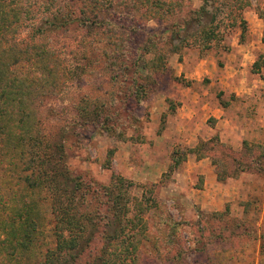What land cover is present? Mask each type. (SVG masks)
Segmentation results:
<instances>
[{
    "label": "rangeland",
    "instance_id": "rangeland-1",
    "mask_svg": "<svg viewBox=\"0 0 264 264\" xmlns=\"http://www.w3.org/2000/svg\"><path fill=\"white\" fill-rule=\"evenodd\" d=\"M134 1L6 0L20 13L16 40L45 47L66 73L54 94L39 96L33 120L47 141L62 145L69 179L91 189L79 194L78 209L111 220L107 228L90 224L87 239L60 254L53 209L62 196L65 205L70 200L44 188L32 260L121 261V244L145 222L139 264H264V69L254 68L264 54V0H145L123 15ZM196 11L203 24L180 32ZM125 31L132 40L120 45ZM203 31L214 35L210 49ZM86 106L89 123L80 112ZM18 124L11 129L20 134ZM11 153L0 147L4 218L7 204L28 191L16 185L26 165ZM113 193L126 219H144L136 231L110 215L119 199Z\"/></svg>",
    "mask_w": 264,
    "mask_h": 264
},
{
    "label": "trees",
    "instance_id": "trees-1",
    "mask_svg": "<svg viewBox=\"0 0 264 264\" xmlns=\"http://www.w3.org/2000/svg\"><path fill=\"white\" fill-rule=\"evenodd\" d=\"M146 2L145 0H135L133 3H129L128 6H132V10L128 13L123 11V15L130 16L141 3ZM7 8L6 0H0V147H7L9 151H12V158L26 165V169L18 173L20 182L16 185L27 187L28 191L24 198L20 196L19 200L12 199L7 204L5 210L9 212L8 217L4 218L0 212V237L3 238L0 241V264H36L32 260V253L39 236L42 235L41 227L44 222L42 208L38 204L37 197L40 196V191L44 188L50 187L58 194L62 195L63 193L64 196H68L70 200L69 204L65 205L62 196L59 201L55 202L56 205L53 209L57 221L54 234L60 241V254L64 252L65 248L75 250L80 242L85 241L90 224L97 228L100 225L107 228L111 226V220L107 216L99 218L96 214L92 217L91 213L78 209L83 204L78 203L79 199L83 197H80L79 194L84 190V194L88 193L89 195L91 189L83 186L80 180L76 182V180L69 179L70 174L64 161L65 154L62 145L56 146L57 144L47 141L40 129V124L37 123V120L36 122L33 120L37 117L39 106L36 102L41 99L39 96L54 94L60 87V79L66 73L60 72V68H58L60 64L57 61V66L55 65L51 52L45 47L21 46L16 40L20 28V13L8 11ZM201 11H196L193 17L190 16L188 20L184 21L179 30H186L192 22L202 25L205 17L202 16ZM203 33H205L204 40L207 41L205 46L210 49L214 35L208 31H203ZM123 38L120 45L124 41L126 43L128 40H132L128 31L124 32ZM153 43L151 42V45ZM148 45L150 46V42ZM261 61L263 62L261 63ZM254 68L258 72L264 69V54L254 65ZM37 90H39L38 94ZM90 109V106L80 109V112H83L81 114H87L86 122L88 123L92 122L90 119H92L93 112ZM18 122L15 129L20 131V134L14 133L11 129V126H15ZM31 122L35 124H29ZM54 146L56 147L53 149ZM47 149H51V151H46ZM16 161L9 163L13 166L11 171H14V174L20 168ZM180 163L181 159L175 158L173 167H178ZM25 171L31 173L25 175L23 174ZM68 181L75 183V190L69 189L66 185ZM111 196L112 200H116L118 197L119 199L111 203L110 215L112 213L119 222L125 223L126 225H123H128L132 231H136L144 219L140 216L126 219V207L122 203L120 194L115 196L113 193ZM140 205L144 208L142 203ZM146 229L147 224L144 222L134 235L130 234L129 237H135L128 245L121 244L123 254V257H120L121 261H117L120 259L102 258L100 264H139V258L135 255L139 243L137 237L139 236L141 240ZM65 230L73 231L74 237L70 240L63 239ZM121 232V228L119 233L115 231L114 235L111 234L109 237V241L119 238ZM52 255H54L53 252L48 254V258ZM132 255L133 257H131Z\"/></svg>",
    "mask_w": 264,
    "mask_h": 264
}]
</instances>
